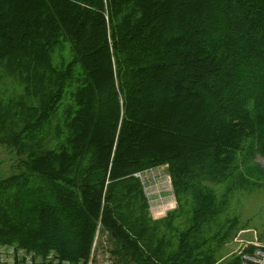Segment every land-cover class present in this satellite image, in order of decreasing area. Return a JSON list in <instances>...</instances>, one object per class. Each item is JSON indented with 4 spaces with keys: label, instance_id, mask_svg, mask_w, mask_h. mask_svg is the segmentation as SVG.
<instances>
[{
    "label": "trees",
    "instance_id": "trees-1",
    "mask_svg": "<svg viewBox=\"0 0 264 264\" xmlns=\"http://www.w3.org/2000/svg\"><path fill=\"white\" fill-rule=\"evenodd\" d=\"M0 66L24 85L0 101V243L88 264L99 231L118 264H214L197 234L264 186V0H0ZM160 166L194 199L172 251L138 176Z\"/></svg>",
    "mask_w": 264,
    "mask_h": 264
},
{
    "label": "rangeland",
    "instance_id": "rangeland-1",
    "mask_svg": "<svg viewBox=\"0 0 264 264\" xmlns=\"http://www.w3.org/2000/svg\"><path fill=\"white\" fill-rule=\"evenodd\" d=\"M23 94L24 85L0 66V101L7 103L15 98L17 100ZM55 140L53 138L51 143H54ZM257 160L264 168V159L257 157ZM19 161L20 156L17 152L0 141V178L8 177L18 171ZM138 176L142 180L145 194L149 200L152 224L157 226L155 237L165 238L167 251L176 250L180 242V235L191 226L194 199L188 194L175 191L166 166L146 170ZM226 200V209L219 215L209 216L210 221L204 224L201 232L197 234V239L200 236L208 237L211 249L215 244L218 246L213 253L216 258L214 264L226 263L229 259L239 256L242 250L254 247L264 249V186L254 191L238 187L232 188L228 192ZM234 218L236 223L230 237L219 239V241H217L218 238H213L215 232L222 225H224L221 230L223 233ZM18 247L21 248L19 245ZM200 247L199 251L207 250L206 244L200 245ZM112 248L113 244L109 235L98 231L88 264H118L116 263L118 258L113 257L112 251H110ZM51 258L53 256H50Z\"/></svg>",
    "mask_w": 264,
    "mask_h": 264
},
{
    "label": "built area",
    "instance_id": "built-area-1",
    "mask_svg": "<svg viewBox=\"0 0 264 264\" xmlns=\"http://www.w3.org/2000/svg\"><path fill=\"white\" fill-rule=\"evenodd\" d=\"M50 256L53 258L50 259ZM240 264H264V249L254 247L242 250ZM0 264H76L70 260L61 259L54 253L40 255L35 251L20 248L17 244H0Z\"/></svg>",
    "mask_w": 264,
    "mask_h": 264
}]
</instances>
